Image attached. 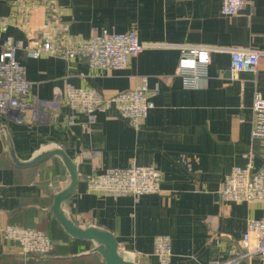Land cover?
I'll return each mask as SVG.
<instances>
[{
	"label": "crops",
	"instance_id": "0c3cea01",
	"mask_svg": "<svg viewBox=\"0 0 264 264\" xmlns=\"http://www.w3.org/2000/svg\"><path fill=\"white\" fill-rule=\"evenodd\" d=\"M15 1L0 0V17L12 14ZM48 1L59 36L134 30L144 49L118 71L90 70L80 58L29 59L17 51L30 100L83 88L106 102L85 132L86 117L67 107L44 121H0V264H108L102 242L72 236L54 216V200L66 190L58 213L79 230L111 234L123 263L159 264L153 255L159 235L170 238L169 264H211L235 255L248 222L264 218V203L232 202L219 193L225 176L246 166L245 155L251 153L254 171L264 159V141L251 138L255 92L264 99V0H246L232 18L220 15L221 0ZM43 14V8L34 11L33 26ZM8 34L26 42L15 28ZM182 45L209 48L204 88L186 90L175 75ZM232 49L261 53L256 74L230 71ZM143 77L154 108L133 129L109 100ZM132 166L159 172L157 194L135 200L88 191L87 177ZM9 225L44 233L55 253L25 258L3 237ZM241 264L264 261L254 256Z\"/></svg>",
	"mask_w": 264,
	"mask_h": 264
},
{
	"label": "built area",
	"instance_id": "2783aa9c",
	"mask_svg": "<svg viewBox=\"0 0 264 264\" xmlns=\"http://www.w3.org/2000/svg\"><path fill=\"white\" fill-rule=\"evenodd\" d=\"M246 4V0H221L220 15L235 17ZM38 8H43V21L35 27L31 18ZM50 10H54V6L48 0H16L12 5V14L0 17V121L18 125L44 121L50 115H56L61 107H67L86 117V124L82 126L85 132L94 123L96 112L103 111L106 100L95 91L83 88L67 90L63 96L55 95L51 100H30L31 85L26 78L25 68L16 59L17 51H23L29 59L48 56L72 61L80 58L90 70L118 71L126 69L130 60L142 52L144 45L139 42L134 30L126 33L102 30L88 39L59 36L56 17ZM9 28L24 33L26 42L15 40L8 34ZM209 53V48L204 46L179 47L175 75L181 79L184 89H199L207 85ZM260 55L255 50L232 49L230 71L256 74ZM109 102L119 117L133 129H138L154 108L146 77L141 78L136 87L118 92ZM251 138L264 141V99L257 92L252 103ZM244 157L248 159L246 166L234 167L223 179L219 193L232 202L264 203V159L261 168L254 171L251 153ZM160 184L159 172L151 167L107 170L86 178L87 189L91 193L112 197L131 196L135 200L157 194ZM2 233L4 239L18 245L25 258L48 257L53 250L52 241L35 229L9 225ZM153 255L159 264L170 263L172 250L169 236L159 235L154 239ZM254 256L264 261V218L248 222L235 255L211 264H241L243 259Z\"/></svg>",
	"mask_w": 264,
	"mask_h": 264
},
{
	"label": "water",
	"instance_id": "95a60500",
	"mask_svg": "<svg viewBox=\"0 0 264 264\" xmlns=\"http://www.w3.org/2000/svg\"><path fill=\"white\" fill-rule=\"evenodd\" d=\"M70 190H66L58 195L54 200L52 211L58 222L64 227V229L76 238L95 239L102 242L106 248V262L108 264H127L123 263L116 254V244L111 234L104 232H97L93 230L82 231L73 227L70 223L58 213L59 203L64 200L70 194Z\"/></svg>",
	"mask_w": 264,
	"mask_h": 264
},
{
	"label": "trees",
	"instance_id": "16d2710c",
	"mask_svg": "<svg viewBox=\"0 0 264 264\" xmlns=\"http://www.w3.org/2000/svg\"><path fill=\"white\" fill-rule=\"evenodd\" d=\"M53 249H54V244H53ZM56 249H57V247H56ZM53 253H55V250H52V252H51V254H50V255H53ZM35 258H37V259H38V257H35Z\"/></svg>",
	"mask_w": 264,
	"mask_h": 264
}]
</instances>
